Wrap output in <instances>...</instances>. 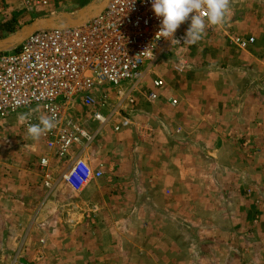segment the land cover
I'll return each instance as SVG.
<instances>
[{
    "label": "crops",
    "instance_id": "0c3cea01",
    "mask_svg": "<svg viewBox=\"0 0 264 264\" xmlns=\"http://www.w3.org/2000/svg\"><path fill=\"white\" fill-rule=\"evenodd\" d=\"M16 1L30 8L21 0ZM56 2L60 3L59 0ZM12 3V0H0V16L14 13L15 6ZM231 3L235 12L243 9L241 13L245 14L244 19L251 28L249 32L256 37L257 44L245 54L248 65L246 77H255L254 71L262 77L261 86L256 79H249L245 99H239L237 90L229 89V101L214 95L197 102L195 106H189V103L176 106V102L171 103L169 110L175 111H172V117L170 113L166 124L168 127L164 128V125L162 129L156 126L151 138L152 162L148 164V172L145 170L146 164L135 161L136 143L130 138L120 141L115 137L110 145L106 137L101 138L96 133L91 134V140H81L79 145L74 144L69 149L68 160L83 158L93 170L102 171V177L92 179L85 186L84 192L92 194L86 196L83 202L92 206L100 204L101 208H92L95 209L92 213L94 224L85 229L84 242L88 245L93 235L100 239L106 238V242L95 249L86 246L85 264H124L120 262L122 258H128L134 264H146L136 256L137 253L152 256L149 264H239V255L243 251L247 252L249 245L253 247L249 235L253 233L255 215L251 204L253 197L249 191L254 190L258 194L264 192V0H231ZM62 4L71 6L74 11L84 6L85 2L65 0ZM50 10L35 17L44 16ZM236 14L231 13L230 25L236 19ZM9 17V20L0 21V35L9 33L6 27L14 28V16ZM252 43L246 48L251 47ZM210 75L228 76L223 72ZM163 111H166L163 113L166 115L167 110ZM89 121L96 125V129L100 128L99 132L108 126ZM189 124L196 126L191 130L192 133L187 134L186 126ZM124 131L127 130L122 129L114 134ZM135 137L143 140L139 135ZM227 137L235 141L230 142ZM259 142V150L254 149L259 146ZM31 147H19L11 139L5 146L0 145V264H35L42 258L48 261L54 259L51 254L48 255V251L53 253V250L44 248L47 244L42 245L39 239L35 245L32 239L50 236L56 229V233L60 231L56 224L60 217L55 208L65 199L62 201L57 196V190L72 191V188L61 178L65 170L56 171L52 168L54 181H50L51 185L48 186L54 191L52 196L46 198V190H39L40 196L34 199V192L31 191L38 186L42 176L28 165ZM257 156L262 158L260 164L254 162ZM106 159L111 160L112 165L107 166L104 162H99L104 166L96 164ZM129 159V165L124 166ZM136 163L140 166L136 167ZM39 187L45 186L41 183ZM110 189H116L117 195L110 197ZM139 189H145V192L140 193ZM165 190H169V193L165 194ZM35 204L37 207L42 206L37 215L33 210ZM124 205H128L125 210L129 208V219L134 222L132 228L124 229L121 226V221L127 219V216L120 215V208ZM260 218L264 219V213ZM45 221L52 222L51 226L45 225ZM104 223L114 231L104 228ZM78 230L84 231L81 228ZM257 231L256 237L264 242V232ZM115 234L117 239L114 244L109 241V236ZM214 237L224 239L217 240ZM213 241L216 244L228 243L219 245L220 249L217 245L209 247ZM200 245L205 246V249L199 250ZM127 247L135 255L133 259L124 256ZM155 248L159 249L160 256L168 258L169 255L171 259L157 262ZM113 249H116L117 262L106 256ZM199 252L213 255L214 260H197ZM120 253L123 254L122 258ZM259 253L261 255L263 252ZM258 261L264 264V257Z\"/></svg>",
    "mask_w": 264,
    "mask_h": 264
},
{
    "label": "rangeland",
    "instance_id": "374dc122",
    "mask_svg": "<svg viewBox=\"0 0 264 264\" xmlns=\"http://www.w3.org/2000/svg\"><path fill=\"white\" fill-rule=\"evenodd\" d=\"M100 1L101 0H84L85 5L92 2L99 3ZM12 2L13 3L11 5L15 6L13 11L14 13L11 14L12 16H14V31L5 34L1 33L0 38L12 35L23 25L31 22L35 18L48 17L58 13L73 14L85 6L84 5L81 8L73 11L74 8H72L71 6L66 7L65 4H62L65 2V0H59V4H57L56 0H47V3L45 5L34 4L29 9H27V7L22 6L16 0H12ZM60 4H62V6ZM232 5L233 4L231 3V0H229V7L226 13V19L222 25L209 24V29L205 30L200 40L192 44L186 43L181 47H177L170 54L164 56L162 59L154 63L146 73L145 77H143L137 83L136 90L130 92V95H132L133 103H129L128 101H126L125 97L121 99L123 102L121 101L122 104L117 110V112L129 119V125L122 128L124 130H127L124 131V133H120L117 135L114 134L115 131H113V125L116 124L117 120H119L118 117L115 116H113L110 122L106 124L108 125L106 129L104 128L101 132H99L100 128L96 129V125L90 122V119L86 117L85 109L79 99L72 100L71 102H69L68 105L65 106V109L62 113V118H64V120L71 118L73 122L84 128L88 134L98 133L97 135H101V138L106 137L105 139L110 145H112L111 142L115 140V137H118L120 141L128 140L130 138L131 140H133L134 144L136 143L135 145L137 150V159L135 161L139 164H146L145 170H147L148 172L149 170L147 168H150L148 164L152 162V160L150 159L153 149V145L151 144V142L153 141L151 140V138L155 134V127L158 126L162 128L164 125H166L170 113L172 117V111H175L169 110V105L172 103V100L176 101V106L180 105V103H189V106H195L197 102L205 100V98L214 95H218V99L221 98L220 96H222V100L225 99L229 101L231 96V93H229V89L237 90L239 94V99H245L247 91L246 86L249 87V79H251V81L252 79H256L259 86H261L262 77L257 73H254V71L253 75L255 77H246V68L248 67V65L246 63L247 59L245 58V54L251 52V48L257 44L256 37L249 32L251 28L249 27V25H247L244 19L245 14L241 13L243 12V9H240L235 12V8ZM18 6L21 9H19ZM47 9L52 10L47 12L48 14L44 16L35 17L38 14H45L44 12ZM18 10L21 11L18 12ZM231 13H237L236 19L233 20L232 25H230V23L232 22ZM11 15L0 16V21L9 20L11 18L9 16ZM238 36L244 38H247V36L254 37L255 39L252 43L253 45L248 48H243L238 46L236 43H233L232 39ZM214 72H223L225 75L227 74L228 76L227 78L213 77V75L210 74ZM237 72H239L240 75ZM207 76L212 77L207 78ZM154 79L162 80L163 84L160 89H153L152 81ZM129 85L130 84H125V88H123L124 92L127 91L126 89H128L127 87ZM104 90L109 92L108 100L109 105H111L108 106L109 108L107 107L103 110V112L106 113L111 110L112 106L118 104L120 99L119 95L116 92V89L113 86L105 84L102 87V91H100L99 96ZM151 90H154L156 93L155 98L153 99L148 97V93ZM224 90L225 92H223ZM227 91L228 93L225 94ZM164 109L167 110L166 115L163 114L164 112H166L163 111ZM43 116H48V114H46L43 108H41L40 106L34 105L29 108L18 110L14 114H11L4 118L1 121L2 123L0 122V145L5 146V144H7L8 141H10L11 139L13 140V143L17 144V146L19 147L25 145H28L29 147L33 146V148L31 147V153L28 154L30 158L28 160V165H30L29 167L33 166L38 172V175L41 174L42 176V179L40 178L38 182V186L34 187V189L31 191L34 192L32 195L34 199L40 196L39 190L40 192H45L46 190V198L52 196V193L54 192L51 187L49 188L44 184L43 173L41 172V168L39 167L38 162L39 158H41L42 156H46L49 160V171L51 174L50 181H54V175L51 172L52 168H55L56 171H60L63 169L65 170L71 162L70 160H68V154H65L64 156L56 155L54 153L53 148H50L47 145L46 139H44L42 136H40L38 139H34L32 136L26 134L24 123L30 119L40 122V118ZM62 123H64V121H62L61 124H58L57 128L63 127ZM195 126L196 124H189L188 126H186L187 134L188 132L192 133L193 131L191 130H193ZM166 127H168V125L164 126V128ZM121 130L117 132H120ZM136 135H139L141 138L143 137V140H140L136 137L133 138V136ZM174 135H176V133H174ZM147 137H149L148 140ZM229 141L232 142L235 140L230 138ZM79 144L80 142L77 143V145ZM236 144H238V142H236ZM236 144L235 146L237 147ZM257 145L259 146H255L254 149L259 150L260 142ZM142 157L144 158L143 160ZM211 158H214V156H211ZM110 159L112 160L111 156ZM111 160H100L97 161L96 164H99L98 166H104L103 163H99L104 162L108 164L107 166H109L112 165L111 163H113L111 162ZM261 160V156H257L254 158L255 164H260ZM129 161L130 159L128 160V162H125L124 166L129 165ZM137 163L135 166L139 167L140 165H137ZM108 170L111 169L108 168ZM41 183L42 186H45L44 188L39 187ZM84 191L85 187L78 190L72 189V191L68 189L57 190V196H59L62 201L65 199L63 203L57 205V207L55 208V212L60 217V220H58L56 223L60 231L56 233V229L54 231L55 233L51 234L50 236H37L35 238L33 237L32 239V241H34L33 244L35 245L38 243L39 239V242L42 245L47 244L44 246V248L46 250H53V253H50L48 251V255L51 254L54 259L52 261H48L43 260L42 258L40 260H37L35 264H85L84 261L86 256V246L95 249L96 247H98V245L100 246L102 242V246L105 245L106 238L100 239L98 238V236L94 237V235L93 238H90V243H88V245L84 242L85 229H89L91 227V224H94V217L92 213L95 211V209L92 208H101L100 204L97 206H92L88 205L87 202H83V200L85 201L84 198H86V196H90L92 194V192L85 193ZM138 191L140 193H143L145 192V189H139ZM109 192L110 197L113 195L116 196L118 193L116 189H110ZM249 192L252 193V212L255 215L254 223L252 222L254 227L253 233L249 236L252 237L251 240L254 245L253 247L249 245L248 251H243L239 255V257L241 258V262L239 264H244L245 262L246 264H259L258 260L264 257V242H261L260 237L257 238L255 235V232H258V229L261 230V232H264V219L261 220L260 218V215L264 213V192L262 191V194H258L254 190H250ZM168 193L169 190H165V194ZM127 206L128 205H124V207L120 208V215L127 216V219L121 221V226L124 229L132 228V224L134 223L129 219L131 217L127 211L129 208L125 210V207ZM41 207V205L38 207L37 204L33 205L35 215H37ZM124 211L125 214L123 213ZM35 219H33V221ZM45 222V225L47 226L52 223L48 221ZM182 225L180 226L182 227ZM103 226L104 228L107 227L110 230L114 231V229L111 226H108L107 223H104ZM78 228H81L84 231H80L78 230ZM168 228L170 229V227ZM214 238L217 239L216 237ZM116 239V234L113 235V237H111V235L109 236V241L113 242L114 244ZM223 239L224 238L222 237L218 238L217 240ZM92 242L93 244H91ZM227 243L228 242H224L220 244L217 242L216 244L213 241L209 247L217 245V247L220 249L221 246H225ZM203 248L205 249V246L200 245L199 250H202ZM258 249L263 252L261 253V255L259 253L260 251H257ZM114 250L116 249H113L110 252L106 253L107 259H111V261L117 260V257L115 256L116 252ZM155 250V259L157 260V262L169 261V255L168 258L162 257V255L160 256L157 251L159 249L155 248ZM193 250L195 251V248H193ZM191 254L193 255L194 252ZM199 254H201L202 256H200ZM108 255L110 256V258L108 257ZM120 255V257L122 258L123 254L120 253ZM75 256H77V258H75ZM124 256H131V259L135 257V255L131 254V252L128 251V247L125 250ZM136 256L139 257L141 262H144L146 264H149V262H151L152 256H149L144 253H137ZM256 257H258L259 259L257 260ZM196 258L197 260L202 258L203 261L207 262L210 260H214L213 255H204L200 252L197 253ZM97 259H99V257ZM122 259L123 261L120 262H123L124 264H134V262H130V259L128 258ZM233 259L237 260L234 257Z\"/></svg>",
    "mask_w": 264,
    "mask_h": 264
},
{
    "label": "built area",
    "instance_id": "2783aa9c",
    "mask_svg": "<svg viewBox=\"0 0 264 264\" xmlns=\"http://www.w3.org/2000/svg\"><path fill=\"white\" fill-rule=\"evenodd\" d=\"M21 1L30 7L47 3ZM189 24L190 19L183 22L173 38H159L160 18L154 14L150 0H108L98 15L81 25L33 32L19 46L0 51V122L18 110L40 106L48 117H54V127L41 136L58 156L67 154L81 140L92 138L71 118H62L65 106L72 100L79 99L86 117L100 126L109 123L113 116L118 117L113 131L121 130L129 125V119L117 112L121 99L125 97L133 103L130 92L136 90L151 66L187 43L184 40ZM253 41L251 36L232 39L243 48ZM105 84L113 86L120 99L106 113L103 110L111 106L109 92L104 90L99 96ZM125 84L130 85L124 92ZM162 84L160 79L152 81L153 89H160ZM155 95L154 90L148 93L151 99ZM175 102L172 100V104ZM62 121L63 127L57 128ZM38 123L26 121V134L29 135V124ZM38 162L44 184L49 186V160L42 156ZM101 176L102 171L93 170L85 159L77 158L61 178L78 190Z\"/></svg>",
    "mask_w": 264,
    "mask_h": 264
},
{
    "label": "clouds",
    "instance_id": "9594fccd",
    "mask_svg": "<svg viewBox=\"0 0 264 264\" xmlns=\"http://www.w3.org/2000/svg\"><path fill=\"white\" fill-rule=\"evenodd\" d=\"M150 2L154 14L160 18L159 38H173L180 25L190 19L184 40V43L189 44L201 39L206 25H222L229 7V0H150ZM53 127L54 117L43 116L38 124H29L27 131L34 139H38Z\"/></svg>",
    "mask_w": 264,
    "mask_h": 264
},
{
    "label": "water",
    "instance_id": "95a60500",
    "mask_svg": "<svg viewBox=\"0 0 264 264\" xmlns=\"http://www.w3.org/2000/svg\"><path fill=\"white\" fill-rule=\"evenodd\" d=\"M108 0L99 3H89L73 14L58 13L48 17L35 18L23 25L12 35L0 38V51L10 50L19 46L29 35L40 29H53L74 27L85 23L98 15L105 7Z\"/></svg>",
    "mask_w": 264,
    "mask_h": 264
},
{
    "label": "trees",
    "instance_id": "16d2710c",
    "mask_svg": "<svg viewBox=\"0 0 264 264\" xmlns=\"http://www.w3.org/2000/svg\"><path fill=\"white\" fill-rule=\"evenodd\" d=\"M3 29V28H2ZM7 29V31H9V32H13L14 31V28H8V27H6L5 28V30Z\"/></svg>",
    "mask_w": 264,
    "mask_h": 264
}]
</instances>
